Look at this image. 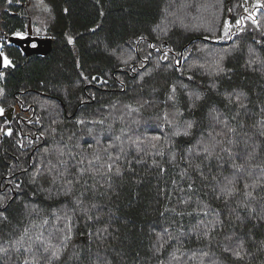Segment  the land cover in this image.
Segmentation results:
<instances>
[{"label": "trees", "instance_id": "16d2710c", "mask_svg": "<svg viewBox=\"0 0 264 264\" xmlns=\"http://www.w3.org/2000/svg\"><path fill=\"white\" fill-rule=\"evenodd\" d=\"M256 3L222 0L218 17L219 0H0L13 63L0 78V264H264V27L219 39ZM29 18L45 54H25ZM94 155L113 171L81 172ZM240 243V257L225 251Z\"/></svg>", "mask_w": 264, "mask_h": 264}, {"label": "snow or ice", "instance_id": "6c2138e0", "mask_svg": "<svg viewBox=\"0 0 264 264\" xmlns=\"http://www.w3.org/2000/svg\"><path fill=\"white\" fill-rule=\"evenodd\" d=\"M9 2H11V0H9ZM245 3H247V0H245ZM243 7V5H241ZM252 11H249V9L247 7H244V12L247 13L246 15H242L240 18L236 19L235 20V23L233 24L232 22H230L229 20L225 19L223 21V35L219 37V39H229L231 38L232 36H235L237 33L239 32H242L244 31V21H250L252 25H254L256 27L257 30L261 29L262 27H264V25H262L257 19H256V9H264V2H261V0H257V3L252 5ZM229 11L231 12L232 9H229ZM14 35L16 36H20L22 37L24 35V33H20V32H17V33H14ZM140 39H144V37H141ZM68 40V43L71 44L73 43V38L71 36H68L67 38ZM151 47V45H150ZM0 48H2V45H0ZM249 52H252V49H249ZM129 59H131V57H129ZM147 59V57H146ZM168 59V54L167 53H164L161 57H160V60H167ZM0 60H2V65L4 68H9L11 66H13V63L12 61L9 59V57L3 52V51H0ZM260 59L259 57H256V59L254 60H250L249 61V64H255V63H260ZM125 63H127V61H125ZM178 63V61H177ZM219 71H223V69H219ZM81 75H83V73H81ZM4 76V73L3 72H0V78H2ZM92 79H96V77H93ZM213 87H215V85H213ZM175 86L173 85L172 86V93H175ZM3 93V89H0V94ZM170 99L172 98L171 96L169 97ZM196 99H200L199 96H196ZM236 101L237 102H240L241 101V95H237L236 96ZM231 102V100L229 101ZM243 106V105H241ZM4 113V109L3 108H0V115H2ZM168 117H167V114L165 115V120H167ZM169 123H171V121H168ZM82 123V121H81ZM193 127V122L192 121H186L185 124L183 126L181 125H177L176 126V131L173 133V135L175 136H179L181 134L183 135H188V130L191 129ZM229 131H235L234 129H229ZM5 135H8V136H11L12 135V129L11 128H8L5 132H4ZM264 134V133H262ZM152 140L153 141H159L160 140V137L156 136V137H152ZM17 143L20 144L21 147H24V145L20 142V141H17ZM113 147L112 145H109V148ZM157 147V144L155 143H151L150 144V148H156ZM212 148L214 149L215 148V145H212ZM139 150V149H138ZM227 149H225L226 151ZM204 151L207 153V154H211V152L209 151V148L207 146H205L204 148ZM79 163L81 165H83L85 163V159H81L79 161ZM155 163V162H154ZM59 164L60 165H65L66 164V161L61 159L59 160ZM116 164V159L112 158L111 156H109L108 160L107 161H101V157L99 155H94L93 159L91 160H88L87 161V165L88 167L87 168H83L81 169V172H88V171H91L92 174L94 176H103L105 174H110L112 171H113V168ZM197 167H199V165H197ZM234 167H237V168H240L242 166H239V165H234ZM40 170L37 169V172H39ZM120 168L117 166L115 167V173L116 174H119L120 173ZM63 174L59 173V171H57V177H62ZM35 176L33 177V181L35 180ZM65 183L66 185L70 188L73 184V181L71 180H65ZM229 184H231L232 182L229 181L228 182ZM17 188L20 187L19 184L15 185ZM245 187L247 188L248 185H245ZM235 191V188L234 187H228L224 190V194L225 196H229L231 195L233 192ZM246 195L250 196L251 193H246ZM4 201H3V198H0V204H2ZM64 219L67 221V223L65 224V227L63 229V235L60 237L61 240H64V241H68L71 239V231H72V225H71V217L70 216H65ZM45 223H47V221H45ZM27 233V229H25V234ZM208 233L205 232V236H207ZM25 239V236L24 235H21V237L16 240V241H13L11 242L13 246L15 247H19L21 245V242L24 241ZM37 240H40L41 237L38 236L36 237ZM243 249V244L240 243L236 246L235 249H231L230 247H226L225 248V251H232V254L236 257H240L241 256V250ZM6 251V249L0 247V252H4ZM45 251L48 252V251H51V255L49 257V260L53 259V258H58L59 255H60V252H59V249H49V248H45ZM204 255H207V253H205ZM26 264H27V261H26ZM33 264H35V262L33 261Z\"/></svg>", "mask_w": 264, "mask_h": 264}, {"label": "rangeland", "instance_id": "374dc122", "mask_svg": "<svg viewBox=\"0 0 264 264\" xmlns=\"http://www.w3.org/2000/svg\"><path fill=\"white\" fill-rule=\"evenodd\" d=\"M21 1V0H20ZM202 2H204V0H201ZM257 1V0H256ZM22 2H23V0H22ZM24 3H26V7L29 5V3L27 2V1H25ZM23 3V4H24ZM206 3H207V1H206ZM205 3V4H206ZM221 3H222V0H219V8H218V11H220L219 13H218V17H221V15H222V7H223V5H221ZM35 4V13H37V14H39V15H42V20L40 19V18H38V20L40 21V22H46V20H45V18H44V16H43V14H42V12H41V7L39 6L40 5V3L38 2V3H34ZM204 4V5H205ZM213 6V4L210 6H203V8H204V10L201 12V15L205 12V13H207V14H209V9H210V7H212ZM237 7V5L236 4H234V6H233V8H234V10L233 11H235V8ZM29 22L31 23V27H32V19L31 18H29ZM180 23H182V24H187L188 22L190 23V25L189 24H187L188 25V27L190 28V29H192L193 27H205V25L206 24H208V21H207V19H203V18H201V19H199L198 21H196V22H194V19L193 18H185V17H180L179 18V20H178ZM33 28V27H32ZM36 28H38L37 30H39V27L38 26H36ZM32 33H36V32H34V28H33V32ZM1 45V44H0ZM214 62H215V60H214ZM213 63V62H212ZM214 64V63H213ZM217 67V63L216 64H214L213 65V68H216ZM194 68H196L195 67V65L193 66V67H190V65L188 66V69H194ZM77 244V242H72V246H75Z\"/></svg>", "mask_w": 264, "mask_h": 264}, {"label": "water", "instance_id": "95a60500", "mask_svg": "<svg viewBox=\"0 0 264 264\" xmlns=\"http://www.w3.org/2000/svg\"><path fill=\"white\" fill-rule=\"evenodd\" d=\"M32 35V27L31 23L28 22L27 26V36ZM28 39V38H27ZM24 39V43H28V41H35L36 45L33 47L25 48V54L30 55L31 53L45 54L51 48V38H39V37H31L29 40ZM2 69V60H0V70Z\"/></svg>", "mask_w": 264, "mask_h": 264}, {"label": "flooded vegetation", "instance_id": "af4514ba", "mask_svg": "<svg viewBox=\"0 0 264 264\" xmlns=\"http://www.w3.org/2000/svg\"><path fill=\"white\" fill-rule=\"evenodd\" d=\"M31 37L46 38V36H42V37H41V36H38V35H33V33H32V35L29 36L27 40H29ZM35 45H36L35 41H30V40H29L28 43H24V45H22V46L33 47V46H35ZM0 51H3L2 48H0ZM0 72H3V73H4V67H3V65H2V69L0 70ZM0 108H2L1 105H0ZM4 113H5V111H4ZM4 113H3L2 115H4ZM2 115H0V119H1V116H2ZM1 130H2V127H1V125H0V137H1Z\"/></svg>", "mask_w": 264, "mask_h": 264}]
</instances>
